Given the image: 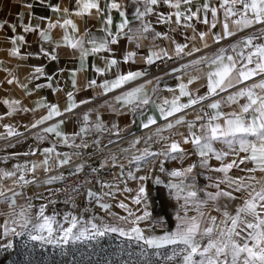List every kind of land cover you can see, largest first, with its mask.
Masks as SVG:
<instances>
[{"label": "snow or ice", "instance_id": "obj_1", "mask_svg": "<svg viewBox=\"0 0 264 264\" xmlns=\"http://www.w3.org/2000/svg\"><path fill=\"white\" fill-rule=\"evenodd\" d=\"M69 3H72V0H69ZM161 5L167 6L169 11L167 13L158 11ZM37 6L47 7L59 18L53 22L51 18L39 16L41 22L48 21L47 28L41 29L39 24L33 26L30 21L37 18L33 12ZM22 7L29 14L27 24L23 21L24 13L17 14L23 32H38L44 41L51 42V30L62 28L64 45L70 47L73 54L79 53L80 71H83L87 57L107 53L108 55L100 57L104 61L103 67L95 65L93 67L101 77H106L107 73L115 69L114 78H104L100 83H97L96 79H91L87 87L99 89L97 96L116 93L111 101L105 100L101 107L117 116H123L127 112H131L134 116L137 114L143 116L146 106L155 105L160 113V119L166 123L157 126L144 143L153 142L154 136L157 138L154 142L165 143L159 151H151L150 147H146L127 161L128 165H136L137 173L143 163L153 165L159 174L137 175L129 169L125 176V164L115 153L104 157L99 168L91 169L93 174L110 167L120 169V177L124 178L120 180V183L124 184L123 188L117 183H106L97 177L99 192L91 187L87 189L89 204L94 203L100 210L112 216L116 223H107L103 217L97 218L95 215L85 221L72 213H65L61 223L57 220L58 213L45 214L47 204H41L38 211L33 214L34 205L31 198L25 197L22 189L29 184L51 185L65 179L60 173L49 175L40 181L35 176L39 168L49 173L64 166H74L75 171L71 175H78L85 168L83 163L73 164V157L81 155L79 151L71 154L60 153L56 151V144L53 143L52 147L42 149L41 154L44 159L39 163L32 162L30 166L27 163L17 164L11 171L0 170V179L13 178L11 187L0 184V215L5 217L0 227L3 237L9 238L6 243L0 245V250L11 249L13 247L11 238L17 236L26 235L32 241L40 242L41 246L53 245L63 250L66 245L98 241L110 233H118L119 236L126 238L129 244L135 242L139 249L138 252L129 254L135 256V259H130L126 264H264V0H216L215 4L212 0H204L199 5L194 4V0H132L133 20L137 22L135 26L133 20L128 18L127 6L117 0H74L73 8L59 3L52 4L48 0H23ZM113 10H116L120 17V21L115 24V30H113ZM221 12L223 16L221 31L212 32L220 22L218 14ZM153 14L156 23L168 24L170 31H176L171 27L173 23L191 29L193 35L186 36L185 40L196 41L198 38L201 46L197 47L193 44L189 47L188 43H178L168 33L156 31L152 21L149 20V16ZM73 16L85 19L83 33H79L78 25L72 19ZM87 18L100 19L101 27L97 30L100 35L87 28ZM194 19L208 25V30L197 32L192 23ZM6 26L16 33V24L9 21L0 22V29ZM232 37H235L234 41L226 47H219L211 55L205 54L171 69V73L187 74V69L195 67L199 72L201 71L199 66L204 65L208 69L204 74L207 80L205 94L195 95L189 89L188 85L201 78L189 76L187 83L181 81L178 85L179 95H176L175 89H168L173 93L172 98H165L162 104H157L153 99L158 91L157 87L152 89L153 96L148 94L146 85L152 84V80L125 89V85H131L132 82L146 77L149 74L148 69L121 72V60L123 63H135L137 53L127 51L122 54L121 59H117L114 55L115 49L112 47L122 38H126L139 49L143 46V40L151 38L153 43L147 54L140 57V61L151 66L157 61L192 57L202 49L209 48L211 46L209 41L219 45L221 41ZM157 40H168L174 48L170 52L156 44ZM18 43H26L24 35H14L11 38L10 56L20 55ZM56 46H60V41L56 42ZM40 51L45 56L50 55L43 48ZM50 58L56 60L57 56L51 55ZM35 74V78L38 79L40 75H44V69L36 67ZM72 75V85L76 88L75 72ZM47 79L51 81L52 77L49 76ZM156 79L158 82L159 78ZM14 82L19 83L12 75L7 83ZM48 86L51 87V84L49 83ZM20 87L27 89L26 84H21ZM36 87L40 88L42 85L37 84ZM117 89L121 91L117 93ZM229 89L233 91L229 92ZM221 93L227 95L221 96ZM181 97H188L187 102L181 103ZM67 101L63 109L55 103L38 101L37 108H45L47 112L25 126L26 131L44 125L54 117H61L57 122L41 128V132L54 134L59 142L66 145L71 140V146L76 149L89 147L85 136L90 131L107 132L109 135H115L120 141L124 139L120 136L124 129H121L116 122H110V126L106 124L97 109H89L82 114L79 132L73 133L70 137L63 132L61 125L64 124L65 119L74 114V110L80 104H90L91 100H81L77 103L73 93L68 92ZM205 101H207L206 107L211 112L204 111L202 106L201 114H197L194 119L186 118V109H191L194 105ZM2 103L8 108V116H12L17 111H29L28 108L20 107L19 100L3 99ZM222 105L229 108L232 105L236 107L231 111H224ZM93 113L95 119H92ZM170 117L173 119L169 120ZM132 123L134 124L135 120ZM152 125H157V120L153 116H148L146 121L141 120L140 126L143 129H149ZM3 127L5 132L0 133V138L23 135L11 124H4ZM179 127L186 129V133L178 130L175 133L180 139H171L163 135L164 131ZM76 137L80 138V144L75 143ZM37 139L43 140L45 136L38 135ZM139 142L140 138L137 137L132 141L131 147H135ZM93 143L100 152L108 147L105 145L101 148L99 139L94 140ZM115 143L116 141L109 140L110 145ZM189 144L192 147L191 154L197 156V161L187 167L168 170L166 161H180L183 164L190 155L189 150L183 145ZM37 150L23 155H35ZM122 151L126 152L128 149ZM213 160L219 162L218 166L211 163ZM196 169L217 174L207 177L211 181L209 187L214 188L215 191L198 189L196 177L200 173L195 171ZM233 169L239 174H231ZM27 173L33 174L31 180L27 178ZM165 173L167 179L162 178L161 174ZM127 180L136 181L137 187L135 189L128 187ZM149 182L153 185H163L168 189L171 198L177 202L183 201L180 204V211L175 213L173 230L165 228L164 215L153 216ZM86 183L91 184L92 181L88 180ZM80 187L81 185H74L71 191L78 193ZM17 188L21 191H17ZM49 193L52 195L51 189ZM117 193H134L131 196V203L137 206L136 209L129 207L125 200H119L117 207L127 214L117 215L113 212L110 200H115ZM36 198L44 197L42 194H37ZM20 199H24V203H20ZM48 203L54 204L56 201L49 199ZM73 207H75L74 203ZM91 210L86 208L84 211ZM212 211L218 215L211 214ZM190 212L195 214L189 215ZM96 219H99V223L94 222ZM148 221L151 223L147 228L140 226L142 222ZM65 223L68 224L67 227L64 226ZM156 227L165 230L157 234Z\"/></svg>", "mask_w": 264, "mask_h": 264}, {"label": "crops", "instance_id": "obj_2", "mask_svg": "<svg viewBox=\"0 0 264 264\" xmlns=\"http://www.w3.org/2000/svg\"><path fill=\"white\" fill-rule=\"evenodd\" d=\"M49 3L52 4H62L63 6H67L69 8L74 7V0H72V3H69V0H48ZM117 2H122L127 6V12H128V18L129 20H133V7H132V0H117ZM204 0H194V4L199 5L202 4ZM212 2L215 4L216 0H212ZM23 0H0V22L2 21H9L11 23H14L17 25L16 33H13L9 27H5L3 29H0V117H3V119H0V133L5 132V128L3 127L4 124H11L16 127L17 131L23 133L20 137H9L7 138L10 142L5 146L0 148V170H13L14 166L24 165L28 164L31 165L32 162L39 163L44 159V156L41 154L42 149L47 147H52L53 143L56 144V151L60 153H73L76 151H79L81 149H76L72 147V141H69V144H64L62 142H59L58 139L54 136V134H44L41 132V128L47 127L52 123L57 122L61 119V117H54L53 120L47 121L44 125H40L35 129H30L26 131L25 126L30 125L35 120L39 119L42 115H45L47 110L45 108H37V102L44 100L47 103H55L58 104L61 109L66 107L67 105V93L72 92L74 100L79 103L81 100H91L90 104H80V106L74 110V114L68 118L65 119V122L63 125H61V128L63 132L68 134L70 137L73 133L79 132L81 127V120H82V114L89 109H97L101 112L103 120L106 124H109L110 122H116L119 124L121 129H124L120 136L123 138L128 137L130 135L140 133L143 131H146L147 129L141 128V120L146 121L148 116H153L157 120V125L150 126L149 129L153 128V133L157 126L164 125L166 122L162 119H160V113L156 109L155 105H148L144 109V115L141 116L139 114L133 115L131 112H127L123 116H117L114 113H111L107 111L105 108H102L101 105L104 104L105 100L111 101V98L116 93H109L107 96H97L96 93L100 91L99 89H93L88 88L87 84L89 80L96 79L97 83L102 82L104 78L112 79L113 72H115V69H113V72H109L106 74V77H101L95 72L94 65L103 67L104 61L100 58L101 56L108 55L107 53H100L91 55L86 58L84 69L83 71H80L81 68L80 59H79V53L73 54V50L70 47H67L63 43V33L64 30L62 28H53L51 30V37L52 41H44L38 34V32H29L24 33L22 28L20 27L19 20L17 18V14L20 12L24 13L23 21L25 24L29 23V14L26 9L22 7ZM158 11L167 13L169 9L165 5H161L158 8ZM36 19H31V24L33 26L39 24L41 29L47 28V20H44L41 22L38 17L39 16H45L48 18H51V20L54 22L59 17L52 13L50 9L47 7H35L33 10ZM113 30H115V24L120 21L119 13L116 10H113ZM218 18L220 20L219 23H217V26L215 29H212V32L218 33L221 31L222 26V12L218 14ZM72 19L77 23L79 28V33H83L85 31V19L80 17L73 16ZM88 19L87 28L90 29L92 32H95L97 35H100L97 30L101 27L100 19ZM174 19V18H173ZM149 20L152 21L153 27L156 31L162 32V33H168L170 36H172L178 43H188L189 47H192L193 44L195 46L200 47L201 42L197 38L196 41H190L185 40V37H191L193 35V31L191 29H186L182 25H176L172 24L171 27L175 28L176 31H170L168 24L163 23H156V17L155 15L149 16ZM209 20H211V15L209 13ZM137 22L133 20V26L136 25ZM183 23V22H182ZM194 24V27L196 28L197 32L199 31H207L208 25H205L203 23L197 22L195 19L192 21ZM78 33V34H79ZM22 34L25 36L26 43L19 44L20 47V55L19 56H10L9 51L12 47L11 44V38L14 35ZM230 39V38H229ZM235 37H232L231 40H229L226 43H223L224 41H221L218 46L217 44H212L211 41L210 47L207 49H202L200 52L195 53L193 58L189 59L183 64L188 63L189 61L193 59H197L200 56H203L205 54L211 55L214 53L219 47L221 46H227L230 42L234 41ZM60 41V46H56V42ZM153 41L151 38L147 40L142 41V47L139 49L136 48L134 44H131L128 42L126 38H122L117 45L112 46L115 49V57L117 59H121L122 54L127 51H135L137 53L136 61L135 63L128 62L123 63L121 60L120 64V71L121 72H127V71H136L140 69L147 68L149 69L150 66L146 65L142 61H140V57L145 56L151 47ZM156 44H159L160 47L168 49L170 52L174 48V45H170V42L168 40H157L155 41ZM223 43V44H221ZM41 48L45 49L50 55L45 56L41 53ZM51 55H56L57 59L52 60L50 58ZM176 59V58H174ZM36 67H42L44 69V75H40L39 78H35V68ZM179 67V66H178ZM201 71H197L195 67L189 68L186 70L187 74H184V72H177V73H171V71L168 74H163L158 77L153 78H144L142 77L138 81L132 82L131 85H125V89L136 86L139 84H143L146 80H152V84L146 85V89L148 91V94L150 96H153L152 89L153 87H157L158 91L153 96V99L156 101L157 104H162L163 100L165 98L171 99L173 93L170 92L168 89H175L176 95H179V88L178 85L183 81L184 83H187V80L189 76H200V79H197L193 81L192 84L188 85L189 89L195 94V95H203L207 92V80L205 77V73L207 72V68L204 65L199 66ZM73 72H75V79L77 81V87L73 88L72 85V79H73ZM11 74V75H10ZM14 75L19 83H13L8 84L7 80L11 78V76ZM51 76L52 80L49 81L47 77ZM159 78V81L157 82V79ZM49 83L51 84V87H49ZM21 84H26L27 89H24L20 87ZM40 84L42 87L37 88L36 85ZM53 89H59V91H53ZM119 89L116 90L117 93H119ZM233 91L232 89H229V92ZM31 93V94H28ZM227 95L226 93H221V96ZM219 98V97H216ZM3 99H15L19 100L21 102L20 107L21 108H28L29 111H17L12 116L7 115L8 108L6 105L2 103ZM188 100V97H181V103H186ZM207 101L202 102V104L194 105L191 109H186V118L187 119H194L197 114H201V107L203 106V110L206 112H211L210 109L206 107ZM236 105H232L231 108L222 105V108L224 111H231L233 108H235ZM32 109H35V111H32ZM66 116L68 114H65ZM180 115V114H177ZM78 116L80 119H78ZM92 119H95V113L92 114ZM173 118H169L171 120ZM135 120V123L133 124L132 121ZM178 131L185 132L186 129L184 127H179V129H172L170 131H164L163 135L168 136L171 139H180L179 136L175 135V133ZM149 133V134H151ZM38 135H44L45 139L38 140ZM3 139V138H0ZM85 139L87 140L89 144V149L91 150H98L97 146L93 143L94 140L99 139L100 140V147L103 148L105 145H110L109 140L113 141H119L118 138L115 135H109V133H96L95 131H90L89 134L85 136ZM81 140L79 137L75 138V143L80 144ZM183 147L187 148L189 150L190 155L188 157L198 159L197 156L194 154H191L192 147L191 145H183ZM86 148V149H88ZM38 149V150H37ZM83 149V150H86ZM32 150H37L35 155H23L24 153H30ZM77 157H73V162ZM65 167V166H64ZM62 168L54 169L52 172L45 173L43 171V168L37 169L35 176L38 180L43 181L47 176L49 175H57L58 171ZM27 178L31 180L33 178L32 173H27ZM12 179L13 178H3L0 179V184H3L6 187H11L12 185ZM59 184V181L48 185L44 183L39 184H32V185H26L24 187V196L32 198L34 195L37 196V194H42L44 198L37 199L42 204L44 202L48 203V200L51 195L49 193V189L52 190V195L54 193V190L57 188ZM35 186V187H34ZM133 189V187L131 186ZM99 187L97 192H99ZM134 193H118L116 195L115 200H110L112 203V211L115 212L117 215H126L127 213L124 212L123 209H120L117 207V204L119 200H125L126 203L129 204V207L133 208V210L136 209V205H133L131 203V196ZM24 201V199H22ZM21 201V202H23ZM55 205V204H54ZM58 205V204H57ZM61 205V204H60ZM82 209L85 210L87 207L95 206L93 203L92 205L89 204L88 199L84 201L82 204ZM82 211V210H81ZM86 213V211H84ZM138 214V213H137ZM108 219H110L111 222L116 223L114 218L110 215H107ZM114 236H119L118 233H110Z\"/></svg>", "mask_w": 264, "mask_h": 264}, {"label": "rangeland", "instance_id": "obj_3", "mask_svg": "<svg viewBox=\"0 0 264 264\" xmlns=\"http://www.w3.org/2000/svg\"><path fill=\"white\" fill-rule=\"evenodd\" d=\"M154 133V132H153ZM148 134L140 137V142L135 145V147H131L132 141L115 148L111 151H98L86 149L80 150L81 155L77 157L74 162L83 159L84 153H92L99 152V154L92 158L93 165L95 168H99V165L103 162L104 157L109 156L111 153L117 154L118 158L122 163L125 164V176L127 171L130 169L137 175H145V174H159L158 170L153 165H144L141 164V169L137 173L136 165H128V159H131L132 156L138 155L141 150L146 147H150L151 151H159L164 146V141L159 143L154 142L157 138L153 137V142H149V144H145L144 140L152 135ZM122 149H128V151H122ZM197 160L194 158L187 157L183 164L180 161H166V168L168 170L179 168L181 166L187 167L189 164L196 162ZM213 165L219 164V162L213 160L211 161ZM151 169V172H149ZM195 171L199 172L200 175L196 177V184L198 189L206 190V191H215L214 188L209 187L211 181L207 179L208 176H216V173L206 171L204 169H196ZM100 178L106 183H117L119 187L123 188L124 184L120 183V180L124 179L120 177V169L119 167H110L106 169H101L99 171ZM233 175H238L237 170L233 169L231 173ZM162 178L167 179L166 173L161 174ZM120 178V179H118ZM34 185V184H33ZM127 186L133 189L137 187L136 181L127 180ZM35 187V186H34ZM149 194H150V204L151 210L153 211V216L164 215L166 217L165 228L167 230H173L175 227V213L180 211V204L183 201L177 202L175 199L171 198L168 195V189L163 185H153L149 182ZM223 187V186H222ZM100 189V185H99ZM21 191V189H19ZM23 193L25 192L24 188L22 189ZM55 191V190H54ZM118 194V193H117ZM54 195V194H53ZM53 195L48 197L49 199H53ZM203 195V192H201ZM23 201L19 200L20 203ZM31 202L34 205L33 214H35L41 203L37 200L34 195L31 198ZM42 204H47L46 215H52L54 212L58 213L57 220L63 223V217L65 213H72L78 217H82L85 221L91 219L94 215L99 218L103 217L104 221L107 223H113L110 219L107 218L105 212L100 210L96 205L91 208V211H86L80 207H72L69 205L61 204V203H47L44 202ZM58 204V205H57ZM61 204V205H60ZM211 205H209V208ZM82 210V211H81ZM139 214V213H138ZM195 214L194 212H190L189 215ZM213 215H218L216 212L212 211ZM181 215L183 212L181 211ZM5 217L0 215V225L3 224ZM94 222L99 223V219H96ZM151 222H142L141 227L147 228ZM65 227L68 224H64ZM55 227V226H54ZM165 230L160 227H156L155 231L157 234L162 233ZM9 238L3 237L2 235V227H0V245L7 242ZM13 247L7 250H0V264H126L130 259H135V256H130V253L138 252V247L135 242H129L126 238L121 236H114L108 234L103 238H100L98 241L91 242H80L77 244H71L64 246L63 250L53 245H44L41 246L40 242L32 241L25 236H17L11 238Z\"/></svg>", "mask_w": 264, "mask_h": 264}, {"label": "built area", "instance_id": "obj_4", "mask_svg": "<svg viewBox=\"0 0 264 264\" xmlns=\"http://www.w3.org/2000/svg\"><path fill=\"white\" fill-rule=\"evenodd\" d=\"M229 40H231V38L224 41L223 43H226ZM193 56L192 57L185 56L182 59L176 58L173 60H166L164 62L157 61L155 64L149 67L148 69L149 74L144 78L146 79L153 78L163 75L165 73H169L173 67L180 66L189 59L193 58ZM9 142L10 141L8 139H0V148L5 147ZM95 153L96 152L89 154L84 153L82 160L73 162V164L83 163L85 165L84 171L80 172L78 175L75 176L71 175V173L75 171L74 166H65L58 171L57 174L62 173L65 179L63 181H59V184L53 193L54 195L52 198L56 201V203H61L72 207L74 203L75 207H80L87 199V189L89 187H91L94 191L98 190L99 184L96 183V178L97 177L100 178V173L98 172L96 174H93L91 172V169L95 168L92 161V158L95 157L94 156ZM88 180H91L92 183L91 184L86 183V181ZM74 185H81L78 193L71 191Z\"/></svg>", "mask_w": 264, "mask_h": 264}, {"label": "bare ground", "instance_id": "obj_5", "mask_svg": "<svg viewBox=\"0 0 264 264\" xmlns=\"http://www.w3.org/2000/svg\"><path fill=\"white\" fill-rule=\"evenodd\" d=\"M152 131H153V128L147 129L146 131H143V132H140V133H136V134L130 135L128 137H125L122 141L119 140V141H116L115 144L108 145V147H107V149H105V151H111V150H113L115 148H118V147H120V146H122V145H124V144H126V143H128V142H130V141H132L134 139H136L137 137L140 138L142 136L148 135ZM92 153H94V152H92ZM98 154H99V152L98 153L96 152L94 154V156H96ZM30 185H32V184H30ZM16 190L19 191V188H17Z\"/></svg>", "mask_w": 264, "mask_h": 264}]
</instances>
